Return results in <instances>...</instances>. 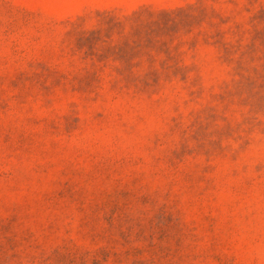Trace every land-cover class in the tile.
<instances>
[{"label": "rangeland", "instance_id": "obj_1", "mask_svg": "<svg viewBox=\"0 0 264 264\" xmlns=\"http://www.w3.org/2000/svg\"><path fill=\"white\" fill-rule=\"evenodd\" d=\"M0 264H264V0H0Z\"/></svg>", "mask_w": 264, "mask_h": 264}]
</instances>
